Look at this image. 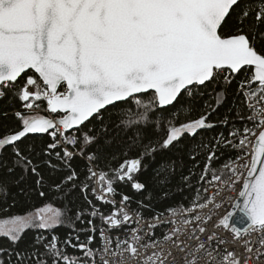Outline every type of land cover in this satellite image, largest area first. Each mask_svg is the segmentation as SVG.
Masks as SVG:
<instances>
[{"label": "snow or ice", "instance_id": "obj_1", "mask_svg": "<svg viewBox=\"0 0 264 264\" xmlns=\"http://www.w3.org/2000/svg\"><path fill=\"white\" fill-rule=\"evenodd\" d=\"M230 94L224 118L210 120ZM0 101L20 104L18 125L0 135V172L15 177L0 179V201L32 176L39 197L79 190L88 205L74 216L46 203L0 219V238L13 245L0 248V264H264V0H0ZM40 101L60 115H33ZM230 122L227 137L205 142V131ZM218 148L238 154L213 167ZM169 152L204 156L193 198L144 217L153 196L134 200L115 186L145 193L139 177L156 163L167 188L175 161L157 156ZM192 175L182 177L188 187ZM66 223L61 240L54 229ZM160 225L168 230L157 237ZM28 229L37 234L20 250Z\"/></svg>", "mask_w": 264, "mask_h": 264}, {"label": "trees", "instance_id": "obj_2", "mask_svg": "<svg viewBox=\"0 0 264 264\" xmlns=\"http://www.w3.org/2000/svg\"><path fill=\"white\" fill-rule=\"evenodd\" d=\"M231 92V90H230ZM204 99H209L207 96ZM232 99V95L230 94L228 97V101H226L222 106L217 108L216 112L212 114V116L209 117L210 120H220L223 119L224 116L227 114V109L230 106V102ZM214 103V101H212ZM203 104V101H200L199 104L195 106V109L191 112V117L196 118L200 114V109ZM13 108L19 110L20 104L19 102L15 103V105H9L6 104L4 101H0V135H3L5 133L10 132L13 130L19 123L18 120L15 119L13 116ZM7 111L8 116L2 115L3 112ZM183 118V117H181ZM231 122L229 127H217L211 130H207L204 132L203 139L205 142L209 141L213 136L218 135L219 133H223L225 137L228 135V131L230 130ZM236 126L242 128V124L237 121ZM118 139V138H117ZM44 141L49 140L47 135L43 138ZM37 142H43V141H37ZM114 149L116 151H119V148L114 145ZM237 151L232 150L231 148L225 149V148H218L217 149V156L220 157L219 160L213 161V167H217L221 165L228 157H236ZM167 159L171 161H175V172L170 177V183H168L167 188L161 189L157 185V178L155 176L154 169L156 168V163L149 164L147 169L141 174L139 179L146 184V192L145 193H135L130 186L126 184H116L117 191L120 193H124L130 196L134 197V200L144 199L145 195L153 196L152 199H145L144 202L151 203L153 205V211L144 210L143 215L144 217H151L153 215V212H156L157 214L164 212L166 208L169 206H176V205H182V206H188L190 201L193 198V194L195 191V185L196 181L198 180L199 174L204 166V156L199 155L197 156V161L199 162V167H195V164L197 161H192L188 158L187 155L181 154L179 152H169L164 157L157 156V162L159 160ZM75 163L83 164V161H76ZM42 174L47 175V169L42 168L41 169ZM190 172H195V175L191 176V180L189 181L190 184L193 185V187H188L184 181L182 180V177L189 175ZM0 179L11 182L15 179V177H8L4 175L2 172H0ZM34 180L35 177L29 176L26 177L24 181H22L18 186H12L11 192L13 193V197H10L7 202L0 201V219H7L14 215H24L26 216L30 212H34L36 208L44 206L46 203H51L53 205V208H61L62 210L67 212V208L65 207L68 205L71 208V212L68 213V215L74 216L75 212L79 209H87L88 205L85 202L83 196L77 190L72 194V196L68 199H61L56 196H53L49 194L46 197H39L34 189ZM24 188L28 195H15L17 193V188ZM183 189V191H181ZM168 191L169 195L167 199H161L157 200L154 198L155 195H158L160 191ZM120 197L119 195H117ZM90 199H93V203L96 204L101 212L107 214L110 211H112L111 206H105L99 203L97 200H95L93 197H89ZM131 207L135 209L137 207L136 203H132ZM85 220L89 219V217L85 216ZM95 223L97 226H99L100 221L96 220ZM76 229H87L88 225L86 223H80L79 221L75 222ZM71 231V225L66 223L64 226L57 227L54 229L55 234L61 239H65L69 232ZM36 231L32 229H28L23 234V240L22 242L17 245L20 250H24L25 248H28L30 250L31 243L36 235ZM47 235V233H44ZM87 235H91L90 232H81L80 238L83 240ZM97 233V237H98ZM51 237L49 236V239ZM75 243V240L73 241ZM100 243L99 239L97 238L93 247H96ZM13 245L10 244V242L6 238H0V248L4 249H10ZM42 250V249H41ZM69 254L74 255H81V253L76 252L72 248L67 249ZM15 260V257L12 258Z\"/></svg>", "mask_w": 264, "mask_h": 264}, {"label": "built area", "instance_id": "obj_3", "mask_svg": "<svg viewBox=\"0 0 264 264\" xmlns=\"http://www.w3.org/2000/svg\"><path fill=\"white\" fill-rule=\"evenodd\" d=\"M46 108H47L46 102L41 101V106L39 108H37V109H34L33 113H35V115H37V116H46V117H50V118H57L55 115L47 112ZM255 139H254V141H255ZM228 195H232L233 196V201L236 199L235 195H233L231 193H228ZM115 199H116L117 203L119 204L120 197L116 196ZM102 205H104V204H102ZM105 206H110V205H105ZM231 210H232L231 209V202H229L228 204H225L224 207L219 210V215L214 217V219L218 220V219L222 218V216L224 214H227V212H229ZM208 226H209V228L212 227L211 224H209ZM145 227H146V225H145ZM167 230H168V226L167 225H160L159 227H157L155 229V234H156L157 237H160ZM218 231H219V234H221V235H228V233H226L223 229H220ZM229 247H231V246H229Z\"/></svg>", "mask_w": 264, "mask_h": 264}, {"label": "water", "instance_id": "obj_4", "mask_svg": "<svg viewBox=\"0 0 264 264\" xmlns=\"http://www.w3.org/2000/svg\"><path fill=\"white\" fill-rule=\"evenodd\" d=\"M52 114V113H51ZM53 115H56V116H59L60 114H53ZM239 217L237 216V217H235V219H238ZM238 226H240V227H244V225H238Z\"/></svg>", "mask_w": 264, "mask_h": 264}, {"label": "rangeland", "instance_id": "obj_5", "mask_svg": "<svg viewBox=\"0 0 264 264\" xmlns=\"http://www.w3.org/2000/svg\"><path fill=\"white\" fill-rule=\"evenodd\" d=\"M38 103H40V106H41V101L38 102ZM36 109H37V108H36ZM32 114L35 115V113H32ZM252 139H253V141H254L255 137H253Z\"/></svg>", "mask_w": 264, "mask_h": 264}]
</instances>
